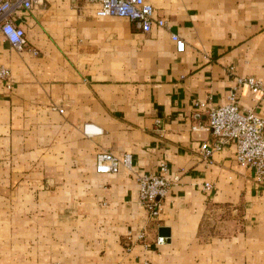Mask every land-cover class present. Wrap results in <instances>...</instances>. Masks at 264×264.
Returning a JSON list of instances; mask_svg holds the SVG:
<instances>
[{
    "label": "crops",
    "instance_id": "crops-1",
    "mask_svg": "<svg viewBox=\"0 0 264 264\" xmlns=\"http://www.w3.org/2000/svg\"><path fill=\"white\" fill-rule=\"evenodd\" d=\"M145 1L165 29L42 0L13 18L22 51L0 35L11 75L0 81V264H264V185L232 143L202 160L212 138L192 130L206 122L196 103L219 107L234 91L264 119V0ZM245 77L263 92L237 87ZM87 123L101 133L85 137ZM100 152L131 154L134 167L98 174ZM162 162L175 181L150 220L137 177Z\"/></svg>",
    "mask_w": 264,
    "mask_h": 264
},
{
    "label": "built area",
    "instance_id": "built-area-1",
    "mask_svg": "<svg viewBox=\"0 0 264 264\" xmlns=\"http://www.w3.org/2000/svg\"><path fill=\"white\" fill-rule=\"evenodd\" d=\"M85 5L95 6L98 17L126 18L142 33H149L155 26L160 29L167 27L163 18L155 16L154 7L145 0H81ZM42 0H0V35L12 49L22 51L26 46L24 30L16 26L13 18L20 10H30ZM11 26L15 33H19L13 40L11 34L5 31ZM176 52L184 51V41L178 35L171 34ZM10 71L0 66V81L10 87ZM237 87H246L252 95L263 92L262 83L253 77L236 78ZM205 109L206 122L204 125L193 126L192 130L207 131L212 140L205 141L200 146V157L209 161L215 153L220 152L229 143L234 145L235 160L239 167L250 169L254 183L264 185V119L258 117L254 111H241L238 106L235 91L231 92L227 103L215 108H208L205 103H196ZM82 133L85 137L97 136L101 130L93 124H84ZM131 154L120 157L110 152H100L95 156V172L98 174H117L121 170L133 169ZM168 167L162 162L157 171L142 174L137 177L138 200L146 216L150 220H157L163 210L165 198L175 181L168 178ZM203 189L210 191L212 186L204 183ZM145 239V233H139L138 241ZM165 238H156L157 245L163 244ZM49 264H59L51 262Z\"/></svg>",
    "mask_w": 264,
    "mask_h": 264
},
{
    "label": "clouds",
    "instance_id": "clouds-1",
    "mask_svg": "<svg viewBox=\"0 0 264 264\" xmlns=\"http://www.w3.org/2000/svg\"><path fill=\"white\" fill-rule=\"evenodd\" d=\"M5 31H6L7 33L11 34V38H12L13 40L17 39L18 36H19V33H15V32L13 31V29L11 28V26H6V27H5Z\"/></svg>",
    "mask_w": 264,
    "mask_h": 264
},
{
    "label": "water",
    "instance_id": "water-1",
    "mask_svg": "<svg viewBox=\"0 0 264 264\" xmlns=\"http://www.w3.org/2000/svg\"><path fill=\"white\" fill-rule=\"evenodd\" d=\"M159 234L164 238L168 236V232L164 228L159 229Z\"/></svg>",
    "mask_w": 264,
    "mask_h": 264
}]
</instances>
